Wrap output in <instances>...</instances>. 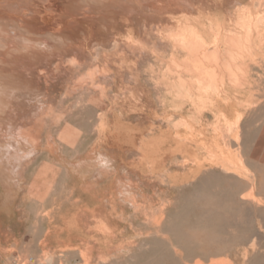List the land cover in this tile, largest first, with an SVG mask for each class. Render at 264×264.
Instances as JSON below:
<instances>
[{
  "label": "rangeland",
  "instance_id": "rangeland-1",
  "mask_svg": "<svg viewBox=\"0 0 264 264\" xmlns=\"http://www.w3.org/2000/svg\"><path fill=\"white\" fill-rule=\"evenodd\" d=\"M50 1L0 0V23L6 26L7 29L11 28L10 30L13 31V28L18 27L28 35L23 22L39 23L34 29L36 33L33 34V37L41 39L37 50L38 48L41 51L46 49L44 44L46 37L42 35V25H44L45 19L48 18H53L57 25H63V29L61 27L57 30L60 33L59 35L48 36L51 42L65 47L66 44L70 46L66 47L64 53L63 51L52 52L53 59H50L51 61L44 60L43 57L38 65L28 64L30 67H27L28 70H31L30 72L27 70L29 73L27 74L28 80L31 81L29 93H26L28 95L26 96L36 110H42L45 115L41 119L40 117H34L36 131L33 132V135L39 142L38 146L44 148V155H41L40 159L50 163L48 166L50 179L65 178L67 175L62 172L60 164L65 163L73 168L71 161L74 158L83 157L82 154H75L79 152L78 148H82L81 152H86V148L103 146L106 136L105 130L115 132L124 137L130 151L138 149L137 151L140 153V155L130 156V161L139 159L137 174L140 178H143L144 182L142 181V184L144 187L138 185V204L140 203L144 210H141L139 216L130 217L129 245L127 253L125 252L126 255L123 257L118 255L119 251L116 245L113 246V249H108L106 253L97 252L95 255L92 248L72 253L50 252L46 249V243H43L44 250L41 255L42 258H40L43 260H56L58 258L60 264H264V216H262L264 206L257 207L254 203L242 199L243 195L254 188L253 191L257 200L264 201V3L259 5L258 2L252 0H185L187 11L194 16L201 10H204V13L223 12L221 7L214 11H207L204 6H210L209 8L211 6H241L242 9L240 8L239 11L249 5L260 6L254 12L260 14V24H258L261 37L257 42L262 49H258L257 53L254 51L243 52L238 46L240 40L231 44V42L226 43V38H224L225 41L221 40L224 43L220 42L221 44H219L221 50L219 49L218 56L205 58L203 57L205 56L204 53L200 54L196 48H192V45L189 47L191 43L188 45V50L180 45L181 26L176 21L175 25L173 21L166 19L163 21L165 17H162L161 21L158 20L159 24L156 23V20L153 21L157 25V29L156 26L154 27L153 22L149 24L152 26V28L149 27V32L148 27L147 29L144 26L141 28L140 24H136V21H127L126 23L130 24L125 23L122 36H118V33H108L107 38H110L112 42L109 44L110 46L106 47L105 52L100 53L94 50L95 46L99 48L97 38L100 35L107 36V34L100 28L101 22L99 20L88 19V24V21H85L87 18H84L81 12L84 6H88L87 0H56L59 4L57 9L50 6ZM129 1L123 0L121 6H128L129 10L133 12L136 11L134 8L136 5L153 6V8L160 6L164 16H171L172 14L167 7L170 0H164V2L163 0ZM131 1H133L132 4ZM192 2H199V4L195 3L193 5ZM91 4L95 5L93 2ZM64 6L65 8L66 6H73V9L69 11ZM78 6L81 7L77 8ZM239 13L234 20H229L226 24L227 27L225 26V31L228 29L229 34L237 31L246 34L248 23L258 21L255 19L254 22V19L251 18L245 19L247 25L243 26L245 29L243 31L240 24L238 25ZM177 15H179V11H177ZM261 15L263 16L261 17ZM74 19L78 20L77 23ZM80 19L85 22L79 21ZM93 20L97 22H93ZM90 21H92L91 24ZM169 22H172V25ZM82 23L87 25L84 24V27ZM94 23H97V26ZM162 23H165L167 28L163 27ZM253 25L251 24V26ZM168 27L169 29L173 27L174 31H169ZM37 28H39V31ZM153 28L156 29V32ZM176 29H179V32ZM157 30L162 35H157ZM164 30H166V33ZM168 31L173 32V34L168 33ZM151 32L157 37L152 36ZM167 33L168 35H166ZM211 35L215 38V34L212 33L207 36ZM212 36L207 37L210 42L215 41ZM130 37L132 40L130 39L128 42L127 40ZM156 38L158 39L156 40ZM137 40H141V42L139 43ZM115 42H120L121 46L113 48ZM8 43L11 44V41L6 42L3 46L4 50L10 49ZM171 43L173 47L170 49L173 52L167 49L171 46ZM209 46L206 48L207 54L215 50L213 43ZM190 48L191 50H189ZM177 50L179 53L181 51L184 53L183 50H186L193 58L180 62L176 55L174 56V54H179ZM170 52L173 55L171 54V59L167 62L166 73L158 78L160 74L158 57L165 53V55H168ZM156 56L157 58H155ZM216 62L222 66L218 71L221 72V76L224 75L222 74L224 72L223 65L230 62L233 65L231 69L235 70L241 77V82L235 84V82H232L234 77L226 74L229 83L234 88L233 98L228 100L224 98L206 100V102L227 103L230 106L226 107L235 108L236 113L228 116L229 119H232V122H227L224 119L220 121L222 115L213 111L214 106L210 107L208 105L212 111L207 105H205L207 108L202 106L205 111L198 113L199 111L194 106H182L186 103L182 99L173 101L176 106H173L172 113H169L168 109H164L161 116H157L156 112L153 113L157 116L153 118L147 116L149 113L146 112L147 109L145 108V113L140 112L139 118L150 119V121L120 122L122 107L120 106L118 94L128 93L134 104L137 101L143 103L144 95L149 94L150 107L148 108L151 109L154 81L157 85L166 86L169 93L170 83L178 81L180 77L191 83L196 80L199 76L197 72V66H200L197 64L199 63L203 64V70L201 71L206 72V75L210 77L212 72L216 70ZM161 63L163 65V60H161ZM240 67L242 70H240ZM185 68L187 69L185 70ZM186 73L190 74L189 78L185 77ZM192 84L194 86V83ZM191 101L195 102L196 100ZM134 111H137V109L135 108ZM32 113L31 110L27 112L28 115ZM184 118L190 119L189 123L194 124V130L188 131L183 124ZM233 119L239 120V122L236 128L230 129L229 125L236 122ZM104 121L108 123L107 125L105 122L107 129ZM196 130L197 132L202 131L203 134L201 132L197 134ZM139 135H141L140 139ZM187 135H191L192 138L187 137ZM186 138L188 140H185ZM157 139L161 140L156 142ZM205 139L212 140V142L208 141V144H206ZM144 141H148V144ZM194 143L197 145H194ZM232 144L237 145L232 146ZM140 145L142 147L146 146V149ZM226 146L231 147L229 149ZM11 149L13 153L17 154L14 148ZM141 149L142 151H140ZM224 151L229 154L228 156L234 155V159L224 157ZM230 152L233 154H230ZM149 153H152V155ZM149 155L150 159H148ZM33 158L34 155L30 160ZM30 160L26 163L27 165ZM229 167L230 171L227 170ZM32 170L37 177H40L42 171L44 174V167H41L40 161L32 167ZM130 173L132 172L130 171ZM214 175L218 176V180L214 181L212 179L210 182H205ZM141 190H143V195L140 193ZM226 190L240 191L242 194L236 198L225 196ZM135 196L133 197L134 201ZM258 210L261 214L258 213ZM255 237L257 240L256 244L253 245V238ZM153 242L159 244L154 245ZM16 253L17 249L13 248L4 255L0 253V260L7 259L9 263ZM20 254L21 259L24 261H27L30 257L39 258L38 254L28 249L20 251Z\"/></svg>",
  "mask_w": 264,
  "mask_h": 264
},
{
  "label": "crops",
  "instance_id": "crops-1",
  "mask_svg": "<svg viewBox=\"0 0 264 264\" xmlns=\"http://www.w3.org/2000/svg\"><path fill=\"white\" fill-rule=\"evenodd\" d=\"M209 7L204 6V9L214 11L221 7L223 11L221 13L206 14L219 17V21L224 26L229 20L236 18L241 8V6ZM193 12L195 11L193 10ZM199 12L195 15L196 17L193 14H188L190 18L197 19L205 14ZM205 29L207 31H204ZM208 30V27H203L205 33H208ZM171 54L170 52L168 55H159L160 74L158 78L166 73L167 62L171 59ZM175 55L180 62L193 58L189 52H180ZM161 60H163V65ZM185 77L189 78L190 74L186 73ZM170 88L172 89L171 86ZM195 90L193 89V91ZM233 90L234 88L227 77L226 84L217 91L218 94H214L209 99H231L235 94ZM175 93L179 94V91L175 90ZM175 93L173 89H169L168 93L166 86L157 85L154 81L151 109L148 108L150 107L149 94L144 95L143 103L137 101L135 104L128 93L118 94L120 106L122 107L120 122L150 121V119L139 118V113L142 111L145 113V108L149 113L147 116H156L153 114L155 112L157 116H161L164 109H168L169 113H172L173 106H176L173 101L177 99L186 100L191 98L182 105L186 107L192 106L190 100H197V96L184 98V96L177 97ZM224 105L230 106L227 103H224ZM135 108L137 111H134ZM81 149L78 148L79 152L75 154H82L83 157L74 158L71 164L73 169L76 168V165L86 164L92 173L87 180L80 178L78 172H75L65 163L60 164V166L67 177L50 179L48 175L50 163L40 159V156L44 155V148L39 147L34 154V158L28 163L27 170L24 171L25 177L19 181L20 184H16L18 190L14 193L10 191L8 193L5 188L2 189L3 193L1 192L2 196H0V253L2 255L13 248L17 249L14 257L20 256V251L28 249L34 251L40 258L44 250L43 243H46L48 251L56 253H72L92 248L94 254L97 252L103 254L116 245L119 251L118 255L120 257L126 255L125 252L127 253L129 245L130 217L139 216V213L135 211V207L131 205L136 200L138 202V185L143 186L142 178L136 174L139 159L130 161V156L140 155V153L137 150L130 151L124 137L115 132L106 134L103 146L86 148V152H81ZM38 161L41 162V167H44V174L42 171L40 177H37L32 170V167ZM91 164L94 165L93 167L96 166V169L92 168ZM130 171L132 172L131 175H129ZM140 193L143 195V190ZM3 195L9 197L4 198ZM134 195H136L135 201ZM39 258L37 260L44 262V264H60L58 258L56 260ZM0 261L3 264L8 263L7 259H1Z\"/></svg>",
  "mask_w": 264,
  "mask_h": 264
},
{
  "label": "bare ground",
  "instance_id": "bare-ground-1",
  "mask_svg": "<svg viewBox=\"0 0 264 264\" xmlns=\"http://www.w3.org/2000/svg\"><path fill=\"white\" fill-rule=\"evenodd\" d=\"M123 0H87L88 2V6H84L83 7V11L81 12V14H83V17L84 18H87L85 19V21H88V19H96L97 21L99 20V22H101V26L100 28L107 34V36H102L100 35L98 38H97V44H98V47L95 46L96 48L94 50H97L98 52L102 53V52H105L106 50V47L112 42V40L110 38H107L108 37V33L110 34H117L118 36H122L123 34V30H124V27L126 24H130V23H126L127 21L129 20H133V21H136V24H140L139 26H141V28L144 26L145 29H147V27L149 28L151 25L149 24H152L153 21L156 20V23L158 22V24L160 23L158 20L160 19L161 21V18L162 17H165L163 21L168 20V21H173L174 25L177 24L180 25L179 27L182 29L181 30V34L179 35V29L177 30V34L179 36H181V39H177L180 41V45L181 46H184L185 49L188 50V48L192 45V48H196V50H198V52L200 54L204 53L205 58H215V56H218L219 54V51L221 50L220 47H219V44L221 43H224V42H221L222 41H225L224 38H226V43L227 42H231L232 43H236L237 40H240V44L238 45L240 49H242L243 52L245 51H254L256 52L258 49H262L260 48V45L258 44V40H260V35H261V30L259 28V20H260V14L259 13H256L254 12L255 9H257L258 7L260 6H246V7H243V10L239 11V15H240V20L238 22V25L240 24V28H243V26L247 25L245 23V19L247 18H251V19H254V22H255V19L258 20L256 21L255 23H252L251 24L253 26H251V24L248 23V31L246 34H241L239 31L233 33V34H229L227 32V30L225 31V26L222 22L219 21V17L217 18L215 15H207L209 13H205L204 15H201L200 17H198L197 19H192L190 18V15L188 14L189 12L187 11V7H185V0H170V2H168V8L170 9L169 11L172 13L171 16H164V14L162 13V7L160 6H155L153 8V6H142V5H136L134 6V8L136 9L135 12L129 10L128 6H121V2ZM128 2H130L129 0H126ZM190 1V0H189ZM233 1V0H232ZM236 1V0H235ZM254 2H258L259 5L260 4H263V0H252ZM251 1V2H252ZM86 2V3H87ZM91 2L95 3V5H92ZM133 1H131V4H132ZM138 2V1H136ZM141 2V0H140ZM164 2V0H163ZM253 2V3H254ZM64 3V2H63ZM67 3V2H66ZM191 3V2H190ZM197 3V2H195ZM195 3L192 2V4L194 5ZM235 3V2H234ZM124 4V2H123ZM138 4H140L138 2ZM145 5V3H143ZM199 4V2L197 3ZM257 4V3H256ZM255 4V5H256ZM10 5V4H9ZM14 5V4H13ZM130 5V4H129ZM135 5V3H134ZM152 5V4H151ZM167 5V4H166ZM264 5V4H263ZM3 6V4H2ZM50 6H54L57 7L59 6L58 2L56 0H51L50 1ZM163 6V5H162ZM198 6V5H196ZM200 6V5H199ZM203 6V5H201ZM81 6H78L77 8H79ZM130 7V6H129ZM132 7V6H131ZM164 7H165V4H164ZM262 7V6H261ZM65 8V6H64ZM67 10H72L73 9V6H66ZM165 9V8H164ZM242 9V8H241ZM80 10V9H79ZM259 10V9H258ZM177 11H179V15H177ZM204 11V10H203ZM203 11L201 10V12L203 13ZM65 12V11H64ZM200 13V12H199ZM215 13V12H214ZM263 13V12H262ZM67 14V13H65ZM191 14V13H190ZM264 14V13H263ZM199 15V14H198ZM259 15V16H258ZM73 16V15H72ZM86 16V17H85ZM263 15H261L262 17ZM25 17V16H24ZM71 17V16H70ZM196 17V16H195ZM264 17V16H263ZM28 18V17H27ZM31 18V17H30ZM69 18V17H68ZM66 18V19H68ZM73 18V17H72ZM194 18V17H193ZM43 19V18H42ZM83 19V18H82ZM163 19V18H162ZM21 20V19H20ZM26 20V19H25ZM101 20V21H100ZM75 23H77L78 20H75ZM81 21V19L79 20ZM83 21V20H82ZM81 21V22H82ZM83 21V22H85ZM95 20H93V22H97ZM167 21V23H168ZM176 21V22H175ZM253 21V20H252ZM44 22V20H43ZM59 22V21H57ZM92 21H90V24H91ZM24 23V27L27 29L28 31V35H26V33L21 29V28H18V27H15L13 28L14 30H10L11 28H6V26L4 25H1L0 23V196H2L1 194L3 193L2 192V189L5 188L8 193L9 191L11 193H14L18 190V188L16 187V184L19 183V181L24 178V171L26 169V163L32 158V156L36 153L37 151V146L39 144L38 140L34 137L33 135V132L36 131V121L34 119V117H40L41 118H44V112H42V110L40 111H37L36 108L34 107L33 104H31V101L27 98V94L26 93H29V89H30V79L28 80V77H27V74H29L28 72H30L31 70H28V66L30 67V65L28 64H35V65H38V63L43 59L44 57V60H52V52H55L57 53L56 51H60L64 53V50H66V47H70V46H67L66 44V47L63 46V45H60V44H57V43H53L51 42L50 38L48 37L49 35H59V31H57L59 28L62 27L63 29V25H57V23L55 24V20H53V18H48V19H45V23L42 28L43 30V34L45 38L44 40V44L46 45V49H44V51H41L37 50V47L39 46V42H40V38H36V37H33L36 32L34 29H36L35 27H37V25L39 24H35V23H27V22H23ZM73 23V22H72ZM89 23V21L87 22V24ZM126 23V24H125ZM135 23V22H134ZM155 22H153L154 24ZM170 23V22H169ZM172 23V22H171ZM170 23V24H171ZM259 23V24H258ZM262 23V22H261ZM83 26L85 27V23H82ZM85 24V25H84ZM95 24V23H94ZM97 24V23H96ZM95 24V26H97ZM133 24V23H132ZM163 24V23H162ZM169 25V24H167ZM172 25V24H171ZM170 25V26H171ZM22 26V25H21ZM89 26V25H88ZM128 26V25H127ZM156 26V29L158 28L156 24H154V27ZM162 26V25H160ZM8 27V26H7ZM98 27H99V23H98ZM130 27V26H128ZM163 27L167 28L165 26V23L163 24ZM163 27H161L163 29ZM174 27V26H173ZM173 27L171 29H169L168 27V30H173ZM178 27V26H177ZM203 27L206 28L208 27V30L209 34H215V38H214V42L213 41H209V37L211 36H207L208 33H205L204 31H207L206 29L203 31ZM227 27V26H226ZM238 27V26H236ZM72 28V27H71ZM70 28V29H71ZM82 28V26H81ZM152 28V26H151ZM175 28V27H174ZM240 28H237V29H240ZM39 28H37L38 30ZM69 29V28H68ZM78 29V28H77ZM83 29V28H82ZM144 29V30H145ZM154 29V28H153ZM156 29H154V31L156 32ZM236 29V30H237ZM10 30V31H9ZM36 30V31H37ZM84 30V29H83ZM137 30V29H136ZM158 30H161V29H158ZM157 30V31H158ZM167 30V29H166ZM164 30V32L166 31ZM245 29L243 28V31ZM39 31V30H38ZM70 31V30H69ZM85 31H88V30H85ZM143 31V30H142ZM147 31V30H146ZM150 31V28L148 30V32ZM153 31V32H154ZM163 31V30H162ZM161 31V32H162ZM168 33H171L169 32ZM242 31V30H241ZM41 32V31H40ZM62 32V31H60ZM89 32V31H88ZM140 32V31H139ZM147 32V33H148ZM163 32V34H164ZM78 33V32H77ZM137 33V32H136ZM146 33V34H147ZM166 33V32H165ZM168 33L166 35H168ZM176 33V32H175ZM228 33V34H227ZM86 34H88L86 32ZM103 34V33H102ZM149 34V33H148ZM152 36H155L153 35V33L151 32ZM155 34V33H154ZM160 34L159 31L157 32V35ZM173 34V32L171 33ZM170 34V35H171ZM8 35V36H7ZM162 35V34H160ZM159 35V36H160ZM176 35V34H174ZM239 35V36H238ZM91 36V34H90ZM133 36V35H132ZM131 36V37H132ZM158 36V37H159ZM60 37V36H59ZM62 37V36H61ZM69 37V36H68ZM77 37V36H76ZM125 37V36H124ZM123 37V38H124ZM131 37L127 40L129 42V40L131 39ZM157 37V36H155ZM163 37V36H162ZM208 37V38H207ZM94 38V36H93ZM135 38V36H134ZM147 38V37H146ZM153 38V37H152ZM161 38V36H160ZM176 38V36H175ZM95 39V38H94ZM140 39V38H139ZM158 38H156L157 40ZM167 39V38H166ZM165 39V40H166ZM174 39V38H173ZM172 39V40H173ZM252 39H253V42H252ZM11 41V44H9V47L10 49L8 50H4L3 49V46L6 44L7 41ZM54 40V39H52ZM58 40V39H57ZM114 40V39H113ZM132 40V39H131ZM136 40V39H135ZM164 40V38H163ZM176 40V41H177ZM213 40V39H212ZM134 41V40H133ZM139 43L141 42V40H137ZM144 41V40H143ZM169 41V39H168ZM56 42V40H55ZM153 43L155 41H152ZM158 42V41H157ZM166 42V41H165ZM221 42V43H220ZM262 42V41H261ZM33 43H36L35 45ZM66 43V41H65ZM64 43V44H65ZM81 43V42H80ZM108 43V44H107ZM136 43V41H135ZM138 43V44H139ZM145 43V41H144ZM169 43V42H168ZM167 43V44H168ZM189 43H191L189 45ZM213 45L215 46V50L211 53H208L207 54V46L209 45ZM132 44V43H131ZM157 44V43H156ZM155 44V46H156ZM166 44V45H167ZM261 44V43H260ZM263 44V43H262ZM113 45V44H112ZM133 45V44H132ZM137 45V44H136ZM140 45V44H139ZM138 45V47H139ZM141 45H145V44H141ZM179 45V46H180ZM189 45V47H188ZM110 46V45H109ZM121 44L120 42H115L114 45H113V48H116V47H120ZM148 46V44H147ZM137 47V46H136ZM137 47V48H138ZM144 47V46H142ZM146 47V46H145ZM149 47V46H148ZM153 47V46H152ZM151 47V48H152ZM166 47V46H165ZM172 43H171V46L167 49H170L172 48ZM210 47V46H209ZM44 48V47H43ZM85 48V47H84ZM147 48V47H146ZM177 48V47H176ZM76 49V48H75ZM156 49V48H155ZM159 49V48H158ZM209 49V48H208ZM212 49V48H211ZM220 49V50H219ZM115 50V49H114ZM145 50V49H144ZM153 51V48L151 49ZM157 50V49H156ZM171 50V49H170ZM176 50V49H175ZM191 50V48L189 49ZM195 50V49H194ZM70 51V50H69ZM86 51V50H85ZM117 51V50H116ZM155 51V50H154ZM159 52V50H157ZM168 51V50H166ZM172 51V50H171ZM185 52H187L186 50H183ZM210 51V50H209ZM208 51V52H209ZM261 51V50H260ZM112 52H114L112 50ZM173 52V51H172ZM178 52V50H177ZM182 52V51H181ZM51 53V54H50ZM88 53V52H87ZM98 53V54H100ZM109 53V52H108ZM111 53V52H110ZM153 53V52H152ZM168 53V52H167ZM175 53V51H174ZM179 53V52H178ZM250 53V52H249ZM257 53V52H256ZM89 54V53H88ZM154 54H156L154 52ZM166 54V53H165ZM94 55V54H93ZM254 55V53H253ZM59 56V55H57ZM201 56V55H199ZM255 56V55H254ZM257 56V55H256ZM54 57V55H53ZM56 57V56H55ZM61 57V56H60ZM258 57V56H257ZM96 58V57H95ZM99 58V57H98ZM55 59V58H54ZM50 60V61H51ZM96 60V59H95ZM102 60V59H101ZM77 62V61H75ZM48 63V62H47ZM45 64V63H44ZM224 64V63H223ZM34 65V66H35ZM43 65V64H42ZM197 65H200V66H197L198 69H197V72L199 74L198 78L194 81H192V83H194V87L193 84L189 81H187L186 79L180 77L178 81H175V82H171V87L175 93V90H177V92L179 91V94L175 93L177 95V97H180V96H184V98H188V97H195L197 96V100L195 102L192 103V106H194L196 108L197 111H199L198 113H203L205 110L204 107H206L205 105H210L211 106H214L212 109L213 111H216L218 113H220L222 115V119L220 118V121L221 120H225L227 122H232V119H229L228 116L230 114H235L236 113V109L233 108V107H226L228 105H224V103H221V102H209L206 100H209V98H212V96H214V94H218V90H220V87H223L225 84H226V81H227V77H226V74H229L231 76H233V80L232 78H230L232 80V82L235 84L236 83H239L241 82V77L237 74V72L235 70H232V64L230 62H227L223 65V68H224V72L222 74H224L223 76L220 75L221 72H218L220 71L219 68L222 66L220 65V63H215L216 65V70L212 72L211 76L208 77L206 75V72L204 71H201L203 70V64L202 63H199ZM33 66V67H34ZM235 66V65H234ZM239 66V65H238ZM41 67V66H40ZM187 68H185L186 70ZM190 69V68H189ZM28 70V72H27ZM199 70V71H198ZM240 70H242V68L240 67ZM34 74V73H33ZM37 74V73H36ZM204 74V75H203ZM35 75V74H34ZM197 75V74H196ZM106 77V76H105ZM104 77V79H105ZM109 77V76H108ZM244 77V76H243ZM103 79V78H102ZM90 80V79H89ZM125 81V80H124ZM119 84V83H118ZM169 84V85H170ZM94 87V86H93ZM194 87V88H193ZM170 88V90H172ZM193 89H197L195 91H197L195 93V91H193ZM171 92V91H170ZM194 92V93H193ZM31 93V92H30ZM35 93V92H34ZM173 93V92H172ZM33 94V93H32ZM143 94V93H142ZM27 95V96H26ZM49 98V97H48ZM119 99V98H118ZM181 99V98H180ZM191 98H188V99H184L185 101L189 100ZM178 100V99H177ZM176 100V101H177ZM193 100V99H192ZM198 101V102H197ZM204 101V102H202ZM44 103V102H43ZM33 105V106H32ZM179 105V104H178ZM147 106V105H146ZM204 106V107H202ZM222 106V107H220ZM209 107V106H208ZM209 107V108H210ZM218 107V108H216ZM43 108V107H42ZM207 108V107H206ZM44 109V108H43ZM46 109V108H45ZM147 109V108H146ZM31 110V112L33 111V115H28L27 112H29ZM153 111V110H152ZM210 111L211 108H210ZM147 112V111H146ZM46 113V112H45ZM48 113V112H47ZM156 115V114H154ZM153 116V115H152ZM223 116H225L223 118ZM157 117V116H155ZM117 118V117H116ZM121 118V117H120ZM154 118V116H153ZM39 119V120H40ZM189 120L190 119H183V124L184 126L189 130H194V124H190L189 123ZM234 120V119H233ZM124 121V120H123ZM155 121V120H154ZM194 121V120H193ZM236 121L235 123H231L229 126H230V129H232L233 127L236 128V126L238 125L237 123L239 122V120H234ZM107 123V121H104V123ZM128 122V121H127ZM130 122V121H129ZM132 122V121H131ZM138 122V121H137ZM191 122V121H190ZM196 122V121H195ZM223 122V121H222ZM42 123V122H41ZM106 123H105V127H106ZM135 123V122H134ZM146 123H149V122H146ZM119 124V123H118ZM182 124V125H183ZM108 125V123H107ZM121 126V124H119ZM147 125V124H146ZM152 125V124H151ZM197 125V124H196ZM217 125V124H216ZM117 126V125H116ZM149 126V125H148ZM218 126V125H217ZM216 126V127H217ZM110 127V126H109ZM146 127V126H145ZM102 128V126H101ZM138 128V127H137ZM144 128V127H143ZM141 128V129H143ZM196 128V127H195ZM198 128V127H197ZM196 128V129H197ZM220 128V127H219ZM107 129V127H106ZM111 129V128H110ZM216 129V128H215ZM234 129V128H233ZM150 130V128H149ZM200 130V129H198ZM221 130V129H220ZM106 134H110L111 131H107L105 130ZM192 132V131H191ZM202 134L203 132L200 131ZM200 132H197L196 130V133H200ZM262 132V131H260ZM37 133V132H36ZM113 133V132H112ZM141 133H142V130H141ZM104 134V133H103ZM165 134V132H164ZM188 134H191V133H188ZM167 135V134H165ZM178 135V134H177ZM181 135V134H180ZM193 135V134H191ZM188 136L187 137H191L192 136ZM196 135V134H194ZM121 136V135H120ZM140 136L139 135V139H140ZM168 136V135H167ZM170 136V135H169ZM186 136V134H185ZM203 136V135H201ZM171 137V136H170ZM159 138V136H158ZM173 138V137H172ZM178 138V137H177ZM197 138V137H196ZM207 138V137H206ZM220 138V137H219ZM117 139V138H115ZM175 139V138H174ZM198 139V138H197ZM215 139V138H214ZM153 140V139H152ZM158 140H161V139H157L156 142H158ZM173 140V139H172ZM185 140H188L187 138ZM193 140V139H192ZM201 140V139H200ZM199 140V141H200ZM203 140V139H202ZM201 140V141H202ZM206 140V139H205ZM176 141V140H174ZM173 141V142H174ZM182 141V140H181ZM191 141V140H189ZM196 141V140H194ZM204 141V140H203ZM208 144V141L209 140H206ZM212 142V140H210ZM209 141V142H210ZM220 141V140H219ZM218 141V142H219ZM146 142V141H144ZM148 142V141H147ZM146 142V143H147ZM180 142V141H179ZM187 142V141H186ZM192 142V141H191ZM198 142V141H197ZM196 142V143H197ZM124 143V142H123ZM139 143V142H138ZM141 143V142H140ZM185 143V142H184ZM201 143V142H199ZM217 143V142H216ZM233 143V142H232ZM148 144V143H147ZM151 144V142H150ZM154 144V143H153ZM169 144V143H168ZM176 144V143H175ZM159 145V144H158ZM171 145V143H170ZM179 145V144H177ZM193 145V143H192ZM194 145H197L194 143ZM201 145V144H200ZM203 145V144H202ZM227 145V144H226ZM237 144H232V146H235ZM141 146V145H140ZM144 146V144H143ZM161 146V145H160ZM186 146V145H184ZM211 146H212V143H211ZM221 146V145H220ZM241 146H242V143H241ZM39 147V146H38ZM138 147V146H137ZM142 147V146H141ZM139 147V148H141ZM146 147V146H145ZM145 147H142V148H145ZM150 147V146H149ZM148 147V148H149ZM181 147V146H180ZM183 147V146H182ZM181 147V148H182ZM204 147V146H203ZM209 147V146H208ZM227 147V146H226ZM231 146L227 147L230 149ZM11 148H14L15 151H17V154L16 153H13V150ZM147 148V149H148ZM156 148V147H155ZM179 148V147H178ZM177 148V149H178ZM207 149V147H205ZM146 149V148H145ZM150 149V148H149ZM152 149V148H151ZM161 149V147H160ZM169 149V148H168ZM173 149V148H172ZM210 149V148H209ZM223 149V148H222ZM138 150V149H137ZM155 150V149H154ZM153 150V151H154ZM192 150V149H191ZM189 150V151H191ZM142 151V149L140 150ZM164 151V150H163ZM166 151V150H165ZM177 151V150H176ZM228 151V150H227ZM230 151V150H229ZM20 152V153H19ZM146 153L148 151H145ZM151 152V151H149ZM174 152V151H172ZM223 152V151H222ZM221 152V153H222ZM153 153V152H152ZM152 153H149L152 155ZM170 153V152H169ZM176 153V152H175ZM194 153V151H193ZM144 154V153H143ZM224 157H229L228 159H232L234 157V155L232 156H228L229 154L226 153V151H224ZM230 154H233L230 152ZM101 155V154H100ZM103 155V154H102ZM149 157V158H148ZM147 158L150 159V155L148 156ZM156 157V156H155ZM162 157V156H161ZM98 158V157H97ZM87 159V158H86ZM154 159V158H153ZM227 159V158H226ZM234 159V158H233ZM142 160V159H140ZM236 160V158H235ZM113 161V159H112ZM148 162V161H147ZM155 162V161H153ZM92 163V162H91ZM96 163V162H95ZM98 163V162H97ZM149 163V162H148ZM84 164V163H83ZM76 165V168L73 169L75 170V172L77 171L78 172V175L80 176V178H84V180L89 177L91 173V171L89 170V167L85 164V165ZM90 164V163H89ZM88 164V165H89ZM93 164V163H92ZM91 164V165H92ZM100 164V163H99ZM90 165V166H91ZM98 165V164H97ZM144 165V164H143ZM94 165H92V168L96 169L95 167H93ZM149 166V165H148ZM151 167V166H149ZM105 168V167H104ZM108 168V167H106ZM110 168V167H109ZM227 168V166H226ZM100 169V168H99ZM230 167L227 169L229 170ZM27 170V169H26ZM93 170V169H92ZM226 170V171H227ZM97 171V170H96ZM100 171V170H98ZM137 171V170H136ZM230 171V170H229ZM129 173V172H128ZM153 173V171L151 172V174ZM137 174V172H136ZM75 175V174H74ZM131 175V173L129 174ZM148 175V174H147ZM146 175V176H147ZM91 176V175H90ZM143 176V175H142ZM26 178H27V175H26ZM78 178V176H77ZM149 178V177H147ZM221 178V177H220ZM79 179V178H78ZM143 179V178H142ZM145 181H146V177L144 178ZM218 180V176H215L214 177H210L208 178L207 180H205V182H210V180ZM83 180V179H82ZM221 180V179H220ZM78 181V180H77ZM132 181V180H131ZM140 181V180H139ZM89 182V181H88ZM144 182V181H143ZM20 184V183H19ZM153 184V183H152ZM215 184V183H214ZM255 184V183H254ZM255 186V185H254ZM131 187V186H130ZM144 187V185H143ZM4 189V190H5ZM150 189V188H149ZM5 190V191H6ZM144 190V189H143ZM254 188L251 189V191L249 193H247L246 195H243L242 196V199L244 201H247V202H251V203H254L255 205L258 206H264V201L261 200V201H258L255 194H254ZM227 191V190H226ZM2 192V193H1ZM242 193L240 191H236L235 190H232V191H227L226 193H224L225 196H232L234 198H236L238 195H241ZM4 196V195H3ZM14 196V195H13ZM12 196V197H13ZM7 198L9 196H6ZM4 196V198H6ZM4 198H3V201H4ZM13 199V198H12ZM241 199V200H242ZM10 201V200H9ZM151 201V200H149ZM1 203V202H0ZM131 203V202H130ZM5 204V203H4ZM13 204V203H12ZM132 204V203H131ZM149 205V204H148ZM2 206V205H1ZM133 207H135V211L138 212L139 214H141V210L143 209L141 206H140V203L138 204L137 200L133 203V205H131ZM143 206V205H142ZM153 206V205H152ZM4 207L6 208V206L4 205ZM146 207V206H145ZM1 208V207H0ZM3 208V209H5ZM8 209V208H7ZM6 209V211H8ZM132 209V208H131ZM1 210V209H0ZM144 210V209H143ZM2 211H5V210H2ZM7 213V212H6ZM131 213V212H130ZM144 213V212H143ZM258 213L261 214V212H259L258 210ZM37 216V215H36ZM262 216H264V211L262 210ZM146 224V223H145ZM144 229V228H143ZM145 230V229H144ZM143 232V231H142ZM156 239V238H155ZM159 240V239H158ZM256 240L257 238H253V245L256 244ZM145 241V240H144ZM156 241V240H155ZM158 242H153V244H157ZM159 244V243H158ZM153 249V248H152ZM161 249V248H160ZM177 254V252H176ZM160 259V258H159ZM161 262V261H160ZM152 263V262H151ZM185 263V262H184ZM200 264V263H198Z\"/></svg>",
  "mask_w": 264,
  "mask_h": 264
},
{
  "label": "built area",
  "instance_id": "built-area-1",
  "mask_svg": "<svg viewBox=\"0 0 264 264\" xmlns=\"http://www.w3.org/2000/svg\"><path fill=\"white\" fill-rule=\"evenodd\" d=\"M0 264L3 263L0 262ZM6 264H44V262H39V260L35 259L34 257H30L27 261H24L20 256H15L11 262Z\"/></svg>",
  "mask_w": 264,
  "mask_h": 264
}]
</instances>
